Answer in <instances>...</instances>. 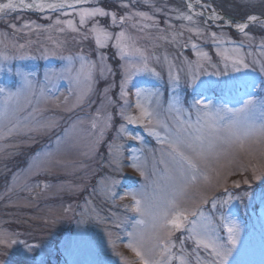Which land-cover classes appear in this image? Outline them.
<instances>
[{
	"label": "rangeland",
	"instance_id": "374dc122",
	"mask_svg": "<svg viewBox=\"0 0 264 264\" xmlns=\"http://www.w3.org/2000/svg\"><path fill=\"white\" fill-rule=\"evenodd\" d=\"M88 1L76 8L115 12L116 22L97 16L81 26L73 9L37 13L18 7L0 12V87L6 89L4 95L19 93L10 117L0 119V239L5 241L0 264H141L134 248L144 259H159L149 252L152 215L167 208L188 177L181 180L172 170L167 145L125 116H139V103L153 114L161 139L177 126L195 135L201 118L193 104L198 94L214 112L240 107L248 91L206 90L205 84L254 81L257 100L264 98V25H250L245 36L223 22L204 23L181 0ZM201 1L236 21L249 14L264 20V0ZM137 12L152 19L133 15L123 25L132 38L125 41L130 45L125 54L115 46V34L122 30L119 17ZM181 13L196 14L198 25L206 33L216 32L221 42L186 31L192 25ZM56 19H72L77 31L55 25ZM93 23L112 34L103 47L89 32ZM181 32L173 42V33ZM233 49L239 50L247 69L236 72L231 60L218 55L236 57ZM194 75L201 81L195 88L189 86ZM3 99L0 95V104ZM213 153L206 162L196 161L197 180L179 198V207L192 210L199 205L197 216L189 219L206 226L209 238L218 243H227L224 225L231 216L239 230L226 264H264V139L243 147L216 141ZM133 163L139 168L131 167ZM133 193L143 214L134 210ZM190 227L174 233L173 257L212 264L216 258L196 246ZM141 237L143 244H137ZM12 240L18 243L12 245ZM26 245L35 247L29 251ZM56 249L60 258L53 255Z\"/></svg>",
	"mask_w": 264,
	"mask_h": 264
},
{
	"label": "snow or ice",
	"instance_id": "6c2138e0",
	"mask_svg": "<svg viewBox=\"0 0 264 264\" xmlns=\"http://www.w3.org/2000/svg\"><path fill=\"white\" fill-rule=\"evenodd\" d=\"M84 2L85 0H55V2H46V0H32L31 3H25V0H18V2H14V0H7L6 3H0V12H4L6 9L15 10L18 7H35L41 11L45 9L62 11L67 7L75 11V14L79 17V23L81 26L85 25L88 19L97 16H111L112 21L114 23L116 22L117 16L115 12H108L100 7L76 8L77 5H80ZM200 3L201 0H196V4ZM120 6L125 8L128 7V5L124 3H121ZM193 7L194 5L191 2L187 3L186 5L188 12H191ZM208 7H211V5ZM64 14L68 15V13ZM133 15L139 16L146 20L152 19V17L147 16V14L144 12L130 13L128 15H121L119 17L122 30L115 34V46L120 48L125 54L128 53L130 48V45L125 41L132 40V38L126 35L125 31L123 30V25L128 20L132 19ZM194 15L196 14H180L181 19L188 21L189 24L192 25L191 27H186V31L201 38L210 36L213 43L219 44L221 41L218 39V34L216 32L206 33V30L202 29L198 25L197 21L194 20ZM198 15L203 17V13H199ZM208 21L223 22L225 21V18L213 10L209 13L208 18L204 21V23H208ZM257 23L264 25V20H261L260 16L249 14L242 22L235 23V28L240 33H243L245 36H247L248 33L246 30L250 27V25ZM54 24L57 26L65 25L68 29H71L72 32L77 31V27L72 19H56ZM145 27H147V25H145ZM57 30L63 32L65 29L64 27H59ZM89 32L95 36L96 44L101 47L104 46V41L110 39L112 36L110 32H108L105 28L100 27L98 23H93L92 27L89 29ZM177 35H182V32L173 33V42H175ZM84 38H88V33H85ZM24 47V44L19 45V48L21 49ZM192 48L196 49L197 45L193 43ZM132 50L143 55L141 49L139 48L133 47ZM233 51L237 52L236 57H230L223 53H218V55H224L225 60H231L233 68L236 72H240L241 68L247 69L249 65L242 57L239 56V50L233 49ZM203 55H206V53ZM93 67H95V65H93ZM145 67H147V64H145ZM215 75L219 76L220 74L216 73ZM176 82L177 84L179 83L178 78ZM200 83L201 81L194 75L189 81V86L195 88ZM204 87L206 90L217 87L227 91L238 90L240 88H245L248 91L247 94H245V98L242 99L240 107L231 108L225 106L224 108H217L214 112L211 111L210 104L205 102L206 98L204 95L202 93L198 94L194 99L193 104L199 106L197 111L201 113V118L200 127L197 128L195 135H186V130L183 127L177 126L175 133L166 135L163 139H161L160 134L154 130L153 114L144 109L139 103L136 105V107L140 109L139 116H125L129 123H141L150 135L156 136L162 145H167V155L171 157L173 166L172 170L178 174L181 180H184L186 176L188 177L184 183L178 186V195L168 200L167 208L152 215L154 231L151 236L152 246L149 249V252H154L155 255L159 257V259H144L142 253L134 248L136 255L141 257V264H170L173 259L178 260L179 264H188V261L185 260L183 255L173 257L172 254V249L174 247L172 238L174 233L184 229L185 225L188 224H191V227L188 229V231L192 233L191 239L194 240L196 246L203 247L205 250H210L211 255L216 258L212 261V264H226L228 257L233 251L232 246H235L237 243L236 235L239 229L235 219L229 216L224 225L228 234L227 243H218L217 241L209 238L206 226H198L194 219H189V217L197 216L199 205H197L196 209L192 210L181 209L179 207V198L186 195L189 184L197 180V173L199 169L196 161L206 162L209 156L214 154L213 149L215 147L216 141H221L228 145H239L240 147H243L248 141L264 139V98H261L259 101L257 100L256 90L259 86L254 81H215L205 84ZM5 92L6 89L0 87V95L4 96L3 103L0 104V119H8L10 114L14 111L15 106L19 103V93L8 92L7 95H4ZM123 95L127 96V93L124 92ZM136 95H140L139 89H137ZM257 112L259 113V116H257ZM144 118H148L146 123ZM159 123L160 121L158 119L155 120V124ZM92 127L95 128L96 124L93 123ZM12 130V128L8 129L9 132ZM165 131L167 132L166 127ZM221 133L224 135H221ZM131 138L137 140L140 139L139 137ZM121 147L122 145L118 146V150ZM185 149H187L188 153L190 154H186ZM161 163L164 164V160H161ZM131 167L139 168V165L137 163H133L131 164ZM165 172H169V167L167 164H165ZM141 175H144L143 171H141ZM204 178L205 180L207 179L206 176ZM132 195L135 201L133 205L134 210L143 214L144 209L141 206V200L136 199L134 193ZM138 223L143 224L144 221L140 220ZM2 243H5V241L0 239V244ZM16 243H18V241H11L12 245H15ZM136 243L143 244V237L136 241ZM33 247H35V245L25 246V248L29 251H31ZM129 247H133V244L130 243ZM181 251L183 252V250Z\"/></svg>",
	"mask_w": 264,
	"mask_h": 264
},
{
	"label": "trees",
	"instance_id": "16d2710c",
	"mask_svg": "<svg viewBox=\"0 0 264 264\" xmlns=\"http://www.w3.org/2000/svg\"><path fill=\"white\" fill-rule=\"evenodd\" d=\"M117 1H118V0H114V2H117ZM104 2H105V1H104ZM13 229H14V228H13ZM54 256H57V257L60 256L59 253H58V251L55 252Z\"/></svg>",
	"mask_w": 264,
	"mask_h": 264
},
{
	"label": "bare ground",
	"instance_id": "6f19581e",
	"mask_svg": "<svg viewBox=\"0 0 264 264\" xmlns=\"http://www.w3.org/2000/svg\"><path fill=\"white\" fill-rule=\"evenodd\" d=\"M14 2H18V0H14ZM31 2H32V1H31ZM31 2H30V3H31ZM19 8H21V7H19ZM208 16H209V15H208ZM207 18H208V17H207Z\"/></svg>",
	"mask_w": 264,
	"mask_h": 264
}]
</instances>
